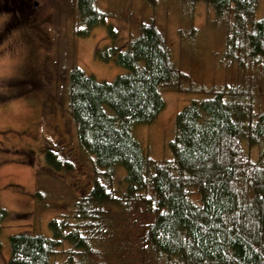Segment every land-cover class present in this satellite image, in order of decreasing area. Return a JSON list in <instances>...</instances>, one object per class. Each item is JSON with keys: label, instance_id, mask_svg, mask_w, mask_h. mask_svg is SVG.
<instances>
[{"label": "trees", "instance_id": "1", "mask_svg": "<svg viewBox=\"0 0 264 264\" xmlns=\"http://www.w3.org/2000/svg\"><path fill=\"white\" fill-rule=\"evenodd\" d=\"M180 1L230 20L216 58L233 71L176 114L167 161L152 160L135 130L158 118L163 91L197 92L195 82L154 22L121 42L95 0L75 1L74 38L106 27L108 45L93 57L126 72L98 82L68 71L67 110L91 187L74 202V221L51 219L48 235L8 236L6 264H264V88L255 91L264 85V0ZM43 158L56 172L75 170L51 146ZM8 218L0 207V234Z\"/></svg>", "mask_w": 264, "mask_h": 264}, {"label": "rangeland", "instance_id": "2", "mask_svg": "<svg viewBox=\"0 0 264 264\" xmlns=\"http://www.w3.org/2000/svg\"><path fill=\"white\" fill-rule=\"evenodd\" d=\"M75 1L19 0L11 5L0 0V207L9 213L0 234V264L9 257L8 236L48 235L51 219L74 221V202L91 187L92 165L76 144L67 110L68 71L78 67L98 82H113L126 72L93 57L96 48L108 45L106 27L74 38ZM95 7L121 42L135 37L141 23L154 22L165 35L173 62L196 84L193 93L163 91L164 108L158 118L135 130L152 160L167 161L166 144L174 136L176 114L191 99L207 96L200 91L228 83L233 68L221 65L216 55L224 53L230 20L202 2L95 0ZM262 88L258 80L256 93ZM45 146L72 160L74 172L51 169L44 162Z\"/></svg>", "mask_w": 264, "mask_h": 264}, {"label": "flooded vegetation", "instance_id": "3", "mask_svg": "<svg viewBox=\"0 0 264 264\" xmlns=\"http://www.w3.org/2000/svg\"><path fill=\"white\" fill-rule=\"evenodd\" d=\"M6 2H8V3H16L17 1H19V0H5ZM12 5V4H11ZM37 3H34V9L36 10V8H37ZM36 12V11H35ZM34 19L36 20V18L34 17ZM29 78H27V80L26 81H29L28 80Z\"/></svg>", "mask_w": 264, "mask_h": 264}]
</instances>
